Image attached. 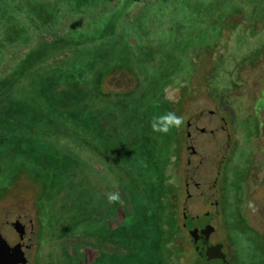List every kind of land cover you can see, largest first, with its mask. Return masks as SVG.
<instances>
[{"label":"rangeland","instance_id":"1","mask_svg":"<svg viewBox=\"0 0 264 264\" xmlns=\"http://www.w3.org/2000/svg\"><path fill=\"white\" fill-rule=\"evenodd\" d=\"M261 97L264 0H0L2 235L24 225L26 264H164V208L165 261L191 264L182 214L208 211L230 264L263 259Z\"/></svg>","mask_w":264,"mask_h":264},{"label":"water","instance_id":"2","mask_svg":"<svg viewBox=\"0 0 264 264\" xmlns=\"http://www.w3.org/2000/svg\"><path fill=\"white\" fill-rule=\"evenodd\" d=\"M7 224L14 230L17 239L9 243L0 231V264H24L25 258L22 255L23 244L21 240L23 224L17 218L7 222ZM211 231L212 226L210 224L201 228L194 226L187 230L192 248L195 251V257L191 264H228L220 245L207 242V237ZM198 238L205 240L199 247L195 244Z\"/></svg>","mask_w":264,"mask_h":264},{"label":"trees","instance_id":"3","mask_svg":"<svg viewBox=\"0 0 264 264\" xmlns=\"http://www.w3.org/2000/svg\"><path fill=\"white\" fill-rule=\"evenodd\" d=\"M143 158H146L145 156H142ZM164 164V163H163ZM164 167L165 166H163V169H164ZM153 176V173H151L150 174V177L149 178H151ZM162 177H164V175L162 174L161 175V177H160V184L163 186V187H167L168 185H170V186H174V183H172V182H168L167 181V179L166 178H162ZM163 196H161L159 199H163V200H167L168 199V196H164V198H162ZM170 200V199H169ZM171 201V200H170ZM160 210V212H158L159 213V216H161V218H162V222H161V224H160V227H161V229H162V231H163V233L162 234H160V242L158 243V247L161 249V250H156L158 253L159 252H161V254L163 255L162 257H163V259H162V261L164 262V264H170L168 261H165V258L166 257H169V260H170V257H171V254L173 253V250H172V247L171 246H167L166 247V245H167V243H168V241L171 239V236H172V234H175L176 235V233H179L180 232V230H179V228H178V225L176 224V220H175V213H170V214H165V210H164V208L163 209H159ZM235 216H236V214H234ZM164 216H165V218H164ZM187 221H186V226L185 227H188L190 224L189 223H191V222H189L190 220L189 219H186ZM188 222V223H187ZM236 223H232L231 222V225L235 228V226H239L240 225V219L238 220L237 219V221H235ZM232 227V228H233ZM241 228V227H240ZM243 228V227H242ZM122 229V230H121ZM121 229H118V232H117V236H121V238H119L120 240H122V239H124L125 237L124 236H126V235H128V231H130L132 234H134V233H138V232H140V223H138V222H134L133 224H132V226H130V227H128V228H125V227H121ZM120 230V231H119ZM133 231V232H132ZM244 233H246V232H244ZM247 234V233H246ZM123 236V237H122ZM247 237H248V239L249 238H253V236L252 235H248L247 234ZM248 241L246 240V250H248L249 249V251L248 252H252V249H251V246L250 245H248ZM219 244V243H218ZM219 245H221V244H219ZM174 248H175V246H173ZM222 246H220V248H221ZM173 248V249H174ZM176 248H179V247H176ZM262 253H264V245H263V247H261V250H260ZM164 253H168V255L169 256H165V258H164ZM239 253V252H238ZM239 256V255H238ZM240 257V256H239ZM239 257H237L236 259V261H237V263L238 264H264V258L263 259H261V260H259V261H255L254 259H256V258H253V257H251V259H250V257H248L249 258V260L247 259L246 261L244 260V259H242V258H239ZM261 258L262 257H264V256H260ZM225 258H226V260L228 261V264H230V260L228 259V256H226L225 255ZM242 259V260H241ZM166 260H167V258H166ZM235 261V262H236ZM257 262V263H256Z\"/></svg>","mask_w":264,"mask_h":264},{"label":"clouds","instance_id":"4","mask_svg":"<svg viewBox=\"0 0 264 264\" xmlns=\"http://www.w3.org/2000/svg\"><path fill=\"white\" fill-rule=\"evenodd\" d=\"M261 105H264V97H261L257 101L256 109L259 112ZM184 123V118L179 116L174 111H167L160 115H153L150 121V126L153 132L168 134L173 129L180 128ZM108 203H116L121 201V195L119 191L108 192L107 194ZM249 207H252L255 211L254 206L250 203Z\"/></svg>","mask_w":264,"mask_h":264},{"label":"flooded vegetation","instance_id":"5","mask_svg":"<svg viewBox=\"0 0 264 264\" xmlns=\"http://www.w3.org/2000/svg\"><path fill=\"white\" fill-rule=\"evenodd\" d=\"M196 185V184H195ZM214 203V205H215V202H213ZM199 218H202L203 219V222L202 223H200V224H198L199 223ZM210 218H211V214L208 212V211H204L201 215H194V216H190V215H187V213L186 212H183V214H182V222H181V226L182 227H184V228H186V230H188V229H191L192 227H194V226H196V227H198V228H201V227H204L206 224H209V221H210ZM186 219H189L190 221L189 222H191V223H189L190 225L188 226V227H185L186 226ZM28 232H31V230L30 229H28ZM26 232H25V227H24V225H23V234H22V239H23V237H25V234ZM211 233V232H210ZM210 233H209V235H210ZM209 235H208V237H207V242H209V243H211V244H214V242H211L210 240H209ZM25 241L26 242H24V241H22V244H23V246H22V249H23V257L25 258V262H24V264H26V262H27V258L24 256V250L25 249H28L29 247H30V242H29V237H25ZM205 242V240H203L202 238H198L197 240H196V242H195V244L197 245V247H199L200 245H202L203 243ZM26 245V246H25ZM220 249H222V248H220ZM222 251V250H221ZM223 252V251H222ZM224 253V252H223ZM224 256H225V254H224ZM15 257H18V256H15Z\"/></svg>","mask_w":264,"mask_h":264}]
</instances>
